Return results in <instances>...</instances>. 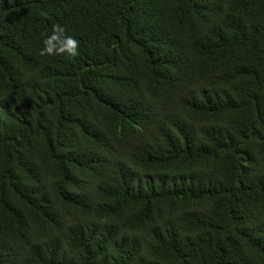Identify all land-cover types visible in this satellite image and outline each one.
<instances>
[{
    "label": "trees",
    "instance_id": "trees-1",
    "mask_svg": "<svg viewBox=\"0 0 264 264\" xmlns=\"http://www.w3.org/2000/svg\"><path fill=\"white\" fill-rule=\"evenodd\" d=\"M0 264H264V0H0Z\"/></svg>",
    "mask_w": 264,
    "mask_h": 264
},
{
    "label": "clouds",
    "instance_id": "clouds-1",
    "mask_svg": "<svg viewBox=\"0 0 264 264\" xmlns=\"http://www.w3.org/2000/svg\"><path fill=\"white\" fill-rule=\"evenodd\" d=\"M72 55H75L76 54V52H75V49L73 48V50H72V53H71Z\"/></svg>",
    "mask_w": 264,
    "mask_h": 264
}]
</instances>
